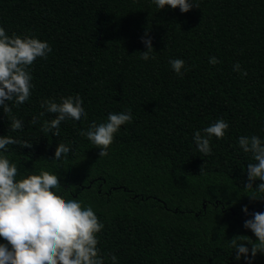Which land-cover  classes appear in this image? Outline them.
Segmentation results:
<instances>
[{"label": "trees", "instance_id": "obj_1", "mask_svg": "<svg viewBox=\"0 0 264 264\" xmlns=\"http://www.w3.org/2000/svg\"><path fill=\"white\" fill-rule=\"evenodd\" d=\"M198 3L181 13L159 11L150 0H0V26L10 36L34 35L52 47L30 67L29 100L0 111V135L32 145L8 146L10 159L22 174L60 176L64 199L91 205L105 224L98 247L118 264H245L227 240L256 239L243 228L249 217L242 208L264 212V200L243 188L253 161L237 138L264 137V0ZM146 30L155 56L149 61L140 59ZM210 56L219 63L210 65ZM175 58L188 68L182 77L168 63ZM237 62L246 76L233 71ZM77 96L87 117L63 125L59 139L41 130L53 114L32 123L45 98ZM129 109L133 121L99 157L82 132ZM13 115L23 131L11 130ZM217 118L230 127L203 156L193 133ZM60 144L72 149L66 164L52 162ZM252 264H264V254Z\"/></svg>", "mask_w": 264, "mask_h": 264}, {"label": "clouds", "instance_id": "obj_2", "mask_svg": "<svg viewBox=\"0 0 264 264\" xmlns=\"http://www.w3.org/2000/svg\"><path fill=\"white\" fill-rule=\"evenodd\" d=\"M150 2L159 11L166 6L173 10L178 8L181 13L189 12L194 6L199 8L198 0ZM141 42L146 50L140 51V59L154 60L152 38L147 30ZM51 52L52 47L46 40L34 35L13 33L10 36L5 27L0 26V111L11 113L13 107L29 100L35 87L30 67L37 58L47 59ZM168 63L178 76L182 77L188 71L181 58L170 59ZM208 63L216 65L219 60L210 56ZM233 71L241 76L247 75L239 62L233 65ZM40 107L44 111L33 117L32 123L35 124L45 112L53 114L55 118L44 120L41 130L57 139L61 136L63 125L70 121L78 124L87 117L84 99L79 96L60 103L45 98ZM132 121L130 109L109 112L106 121L92 122L82 135L100 149L99 157H105L109 154L115 134L122 125ZM229 127L227 120L217 118L209 126L195 130L192 140L196 150L203 156L211 155L213 137L223 139ZM10 128L13 132L23 131V120L13 115ZM237 144L253 161L246 166L247 179L243 188L252 192L250 199L264 200V137L241 135ZM10 145L32 147L27 140L0 135V264H118L116 255H105L98 247V234L102 233L105 224L93 207L78 198L64 199L62 192L65 184L58 175L44 169L26 175L20 173L17 164L10 159ZM71 156L72 149L60 144L52 162L66 164ZM242 212L249 217L244 220L243 228L250 230L256 239L236 235L227 240V245L233 249L237 262L243 258L245 264H252L257 253L264 254V212H249L246 205Z\"/></svg>", "mask_w": 264, "mask_h": 264}]
</instances>
